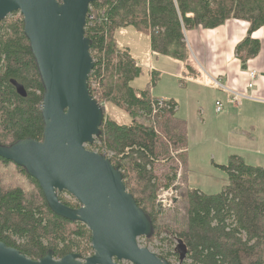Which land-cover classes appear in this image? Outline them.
Masks as SVG:
<instances>
[{
  "label": "trees",
  "instance_id": "1",
  "mask_svg": "<svg viewBox=\"0 0 264 264\" xmlns=\"http://www.w3.org/2000/svg\"><path fill=\"white\" fill-rule=\"evenodd\" d=\"M87 16L85 29L95 61L88 81L91 95L104 110L106 103L125 108L133 121L120 123L107 117L105 110L101 133L86 148L106 154L120 167L127 190L151 216L155 237L161 233L156 164L173 159L171 144L176 149L180 166L174 169L179 176L186 158L184 152L187 153V149L181 151L186 125L177 118L175 102L165 101L161 107L160 99L153 98L149 89L137 90L133 86L143 69L130 48L118 45L117 31L130 27L149 35L154 53L173 57L191 71L186 30L216 28L229 19L246 20L250 23L249 35L236 49L245 64L261 48L260 41L251 34L264 25V0H96ZM23 18L18 11L0 22L3 146L28 137L44 138V86L24 32ZM154 78L156 75L152 78L155 82ZM13 80L25 86L26 97L18 93ZM142 115L149 124L137 120ZM4 165L14 166L20 178L4 176ZM221 167L228 179L217 194L188 186L182 194L187 204L185 226L174 231L178 244L168 256L178 257L180 264H264V166L251 165L243 156L231 155ZM60 198L71 207H79L78 202L69 201L62 193ZM46 201L37 179L22 166L0 157V241L35 260L49 250L56 258L74 252L86 255L92 250V232L87 225L58 216Z\"/></svg>",
  "mask_w": 264,
  "mask_h": 264
},
{
  "label": "water",
  "instance_id": "2",
  "mask_svg": "<svg viewBox=\"0 0 264 264\" xmlns=\"http://www.w3.org/2000/svg\"><path fill=\"white\" fill-rule=\"evenodd\" d=\"M94 1L0 0V22L18 11L24 17V32L44 86L45 124L42 140L28 137L0 144V157L38 180L54 213L86 224L94 249L84 259L77 252L56 258L49 250L35 260L0 241V264H170L139 243L138 238L153 237L154 225L127 190L120 167L106 154L86 148L101 133L105 119L88 82L95 61L85 28ZM12 82L26 97L25 86ZM61 192L72 194L80 206L62 202ZM180 252L183 260V247Z\"/></svg>",
  "mask_w": 264,
  "mask_h": 264
},
{
  "label": "crops",
  "instance_id": "3",
  "mask_svg": "<svg viewBox=\"0 0 264 264\" xmlns=\"http://www.w3.org/2000/svg\"><path fill=\"white\" fill-rule=\"evenodd\" d=\"M125 29L129 27L122 28L118 35ZM249 29L248 21L229 19L216 28L186 30L193 70L179 61L181 93L165 99L175 102L177 118L186 125L181 151L190 144L206 146L200 156L202 163L210 158L219 169L231 155H241L251 165L264 166V25L251 34L260 41L259 52L244 64L236 49L249 35ZM145 35L151 49L150 36ZM254 70L258 74L250 88L249 75ZM215 80L223 86L216 85ZM231 90L248 97L236 103ZM217 101L223 103L220 113L216 110ZM209 150L212 154L206 157ZM183 163H187V158Z\"/></svg>",
  "mask_w": 264,
  "mask_h": 264
},
{
  "label": "rangeland",
  "instance_id": "4",
  "mask_svg": "<svg viewBox=\"0 0 264 264\" xmlns=\"http://www.w3.org/2000/svg\"><path fill=\"white\" fill-rule=\"evenodd\" d=\"M121 30H118L116 35L118 45L121 48H130L131 54L138 60L143 69L141 76L134 79L133 86L137 90L149 89L152 97H157V99H169L166 97H170L168 96L170 94H174L175 96L180 94L182 72L180 71L181 65L179 60L170 56L152 53L148 44V37L137 32L134 28L129 27V29H125L118 35V32ZM181 70L184 71V69ZM154 75L157 76L154 78L155 82L152 80ZM105 110L107 117L115 119L120 123H130L133 121L125 108L116 107L113 104L107 105L106 103ZM137 120L149 124L145 115L138 117ZM161 131L160 128L159 132L165 138L164 133ZM169 145L170 154L173 156V159L156 164V172L159 176L157 204L161 212L158 216V223H160L161 233L157 234L150 241H147L145 237L138 239L141 246H147L155 253L166 256L171 264H180L178 257L168 256V252L175 249V246L178 244L177 235L174 234V231L181 230L185 226V209H187V204L183 197H181L182 194L186 191L187 186L188 188L200 189L203 193L217 194V192L222 190L228 176L224 169L216 168L210 158L202 163L200 156L206 146H193L190 144L187 148V163L185 165L181 163L183 167L180 170L182 173L180 179L177 171L174 169V167L180 166L176 158V149L171 144ZM211 154L212 152L209 150L205 156L209 157ZM5 167L6 173L4 176L20 178V173L14 166ZM174 173L176 175L173 176ZM172 178L175 179L172 180ZM28 183L30 182L28 181ZM61 193L69 201L77 202V199L72 194L68 192ZM92 253H94L93 245L92 250L87 252L86 255H82V259L92 255ZM119 263L134 264L128 260H122Z\"/></svg>",
  "mask_w": 264,
  "mask_h": 264
},
{
  "label": "built area",
  "instance_id": "5",
  "mask_svg": "<svg viewBox=\"0 0 264 264\" xmlns=\"http://www.w3.org/2000/svg\"><path fill=\"white\" fill-rule=\"evenodd\" d=\"M257 71H252V72H250V78H251V80H250V84H249V87L250 88H252V87H254V85H255V79L257 78ZM215 83H216V85H219V86H223V84L220 82V81H218V80H215ZM232 91V93H233V101L234 102H239L240 101V99H242V98H245V97H248V95H246V94H243V93H241L240 91L239 92H237V91H234V90H231ZM165 101H168V100H165V99H160V104H159V106H161V107H163V106H165ZM215 104H216V110H217V112L218 113H220V112H222L223 111V103H221V101H217V102H215ZM154 113H156V110L154 111ZM180 171V170H179ZM179 173H181V171L179 172ZM182 175V173L180 174V176ZM170 261V260H169ZM170 264H171V262H169Z\"/></svg>",
  "mask_w": 264,
  "mask_h": 264
},
{
  "label": "flooded vegetation",
  "instance_id": "6",
  "mask_svg": "<svg viewBox=\"0 0 264 264\" xmlns=\"http://www.w3.org/2000/svg\"><path fill=\"white\" fill-rule=\"evenodd\" d=\"M76 208V207H75Z\"/></svg>",
  "mask_w": 264,
  "mask_h": 264
}]
</instances>
